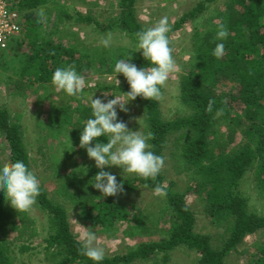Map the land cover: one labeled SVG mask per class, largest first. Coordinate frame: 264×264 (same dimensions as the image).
Wrapping results in <instances>:
<instances>
[{"label":"trees","instance_id":"1","mask_svg":"<svg viewBox=\"0 0 264 264\" xmlns=\"http://www.w3.org/2000/svg\"><path fill=\"white\" fill-rule=\"evenodd\" d=\"M9 1L21 15L22 25L26 28L24 34L33 35L31 23L38 20L35 17L37 9L47 0ZM215 1L202 0L195 8L182 14L171 25L168 37ZM137 2L118 0L117 16L107 25H101L90 12L87 15L78 12L72 15L64 8L57 7L52 26L57 30L65 22L75 21L94 25L102 33L119 29L136 40V33L146 29L137 20ZM217 18L219 22L216 25L193 35L190 56L180 67L179 101L190 113L164 120L159 101H148L141 97L133 100L141 108L143 122L150 126L154 134V139L150 141L152 150L165 158V167L169 165L175 175L186 174L190 182L183 192L172 191L175 184H167L165 167L154 180L146 181L137 176L117 180L128 193H133L140 186L152 191L156 186H162L166 190L164 197L171 224L167 238L159 242L139 243L124 255L105 257L102 264H133L154 259L158 253L163 255L162 264H167L168 253L180 246L199 255L196 264H227L226 257L232 251L236 252L246 237L264 231V216L251 213L247 199L238 191L241 180L249 171L253 174L256 187L264 190V0H229L226 10L219 13ZM221 23L226 25L229 37L223 41L224 56L217 59L212 52L220 42L215 37ZM31 47V53L24 56L21 66L14 73L17 78L11 79L14 88L19 91L25 89L26 78L33 84L51 85L52 75L59 67L74 66L83 73L90 66L86 62L89 52L80 51V46H65L53 39L35 37ZM117 57L127 58L128 54ZM97 58L100 63L105 60L102 53ZM139 61L136 63L138 68L148 67L143 58L141 63ZM95 88L123 94L129 91L128 87L122 85L97 83ZM209 101H214L212 112L207 110ZM75 103L73 106L71 100H65L61 105L54 102L50 123H38L50 131L57 129L56 133L51 134L53 139L63 130L62 125L68 127L70 132L67 134L72 146L69 149L72 151L74 147L80 149L81 128L91 115V106L82 104L79 99ZM20 120L21 115L11 116L7 109L0 108V133L9 150L5 165L22 160L31 169ZM99 139L106 142L103 138ZM169 142L174 151L168 150ZM76 154L70 152V158ZM61 165L59 160L53 165L58 186L56 191L48 194L41 187L36 203L37 208L47 214L51 229L43 240V249L48 252L53 248L54 254L59 256L54 264H93L82 255L83 243L77 241L70 231L64 201L80 210V220L84 223L85 220L89 221L92 225L99 223L104 231L118 221L134 225L132 228L135 230L142 228L144 221L137 219L139 213L135 215L131 207L112 199L103 200L101 193L91 186L92 178L101 169L88 165L86 175H77V171L64 175L57 170ZM86 171L84 168L81 174ZM189 196L199 203V212L209 219L214 229H223L224 232L217 236L222 240L217 248L212 246L211 235L194 231L196 218L195 212L187 204ZM11 230L16 233L15 241L20 243V253L33 250L31 243L39 234L36 222L29 217V213H17L12 207L7 209L0 198V235H6ZM2 243L0 264H13ZM250 262L264 264V243L255 246Z\"/></svg>","mask_w":264,"mask_h":264},{"label":"rangeland","instance_id":"2","mask_svg":"<svg viewBox=\"0 0 264 264\" xmlns=\"http://www.w3.org/2000/svg\"><path fill=\"white\" fill-rule=\"evenodd\" d=\"M137 1L135 7L136 17L145 28L156 25L164 17L168 18L171 26L182 14L187 13L195 8L199 2H202V0ZM228 1L216 0L214 3L209 4L203 13L169 37L170 47L173 49V56L178 69L172 74L173 76L169 77L162 89L163 96L159 103L161 117L164 120H170L176 116L190 113L179 101L178 76L181 73L180 67L190 56L193 35L202 33L212 25H216L219 22L218 15L226 10ZM117 2L118 0H47L45 4L37 9V13H44L43 20L31 23L30 27L34 34L31 36L24 34L26 28L23 27L20 37L13 41L6 51L0 53V108L7 109L11 116L14 114L21 115L20 122L24 144L28 158L31 161V170L39 179L41 187L48 194H53L58 187L53 171L55 170L53 169L55 161L59 160L64 165L57 169L64 175L68 174L69 171H74V173L77 171V175H82L84 168L81 167L95 166V162L87 157L85 149H79L78 147L73 148L74 154H78L70 158V152L73 153V151L69 149V144L66 145L68 143L66 135L70 131L68 127L62 125L63 130L59 133L60 137L53 139L51 134L56 133L57 129L50 131L46 126H39L38 123L46 125L50 123L51 106H53L54 102L56 105H61L65 100H71V104L75 106V100L79 99L82 104L91 106L92 96L93 99L100 98L104 102H108L113 98H119L121 102L126 101L127 98L123 93L115 90H99L95 86L99 83L100 85H122L129 88L123 75L118 74L116 77L119 84L114 78V65L119 60L117 56L127 53L128 57H122L121 59H131L130 62L135 65L139 59V63H141L143 58L142 53L137 51V41L119 29L102 33L94 25H84L70 21L62 24L59 29L54 30L52 25L56 8L62 7L72 15L76 12L87 15L90 12L91 16L101 25H107L109 21L117 16ZM35 17H37V14ZM35 37L53 39L65 46H80V51L89 52V58L86 62H89L90 66L85 72L81 73L86 78L87 87L79 98L67 97L64 93L57 92L52 84H33L32 81H27V78L24 81L26 87L23 91L14 88L11 79L17 78L14 73L21 66L24 56L31 53V42ZM104 39H110V47L103 46L101 41ZM101 53L105 57L103 63H100V59L97 58ZM228 91L226 90V92ZM126 108V112H121L119 111V106H117L119 120L127 123L128 128L132 131L138 130V127L143 131L144 122L140 106L136 102L130 101L127 103ZM231 113L233 114L234 111ZM167 148L170 151L175 150L170 142L167 143ZM62 151L65 152L61 157ZM8 158L9 150L3 135L0 133V166L5 165L8 162ZM103 170L116 175L117 180H128L136 177L123 173L115 167ZM164 171L167 184H175L172 191L183 192L190 183L186 174L175 175L169 165L165 167ZM238 191L247 199L248 210L251 213L264 216V190L256 187L252 172L246 173L240 182ZM0 198L1 204L10 209L11 206L7 200L3 196ZM102 198L103 200L112 199L118 204H125L131 207L135 215L139 213L137 219L144 221L143 227L134 230L132 228L135 227L134 225L118 221L104 231V228L99 223L92 225L86 220L84 223L83 220H80V210L75 209L67 201H64L63 205L67 209L70 231L76 236L77 241L83 243L81 236L86 229L94 231L97 236L95 243L104 249L105 257H114L126 254L130 248L137 246L139 243L159 242L167 238L171 224L165 197H160L154 191L140 186L133 193L123 190L116 196ZM186 200L187 204L195 212L196 223L194 231L201 235H211L213 238L212 246L216 248L220 246L222 240L221 237L218 238L217 236L224 232L223 229H214L210 225L209 219L199 212L198 207L200 205L195 203L193 196H189ZM59 201L61 200L59 199ZM28 213L29 217L36 222L39 233L38 237L31 243L33 250L20 253L18 250L20 243L15 241L16 233L13 230L6 235H0V242H3L2 245L6 247L13 264L56 263L59 260V256L54 254L53 248L48 252L43 249V240L51 233L47 214L40 211L36 205ZM146 218L150 220L145 221L144 219ZM263 243L264 231H259L246 237L237 251H232L226 257V263L251 264L250 260L253 258L255 246ZM244 251L245 253H243ZM168 255L169 261L167 264H196L199 258L197 253L188 250L184 246L174 249ZM162 256L161 253H158L154 259L142 260L133 264H162Z\"/></svg>","mask_w":264,"mask_h":264},{"label":"clouds","instance_id":"3","mask_svg":"<svg viewBox=\"0 0 264 264\" xmlns=\"http://www.w3.org/2000/svg\"><path fill=\"white\" fill-rule=\"evenodd\" d=\"M37 18L42 21L44 13H37ZM170 30L168 18L164 17L156 25L136 33L137 51L142 53L148 67L138 68L130 62L131 59H119L115 63L113 71L117 84L119 81L116 77L120 74L129 85V91L123 94L127 98L126 101L121 102L119 98H113L104 102L100 98L91 97V115L81 128L79 147L85 149L87 157L95 162L98 169H101L93 177L94 179L92 178L90 184L102 194V197L116 196L123 191V185L117 181L116 175L103 169L115 167L123 173L147 181L154 180L165 167V158L152 150L150 141L154 139V134L150 126L145 122L143 131L140 127L136 131L130 130L127 123L119 120L117 106H119V111L126 112L127 103L137 97L148 101L162 99V89L169 77L178 69L173 49L170 47L168 37ZM228 37L229 31L226 25L219 24L215 39L220 42L216 44L212 52L217 59L224 56L225 43L223 41ZM101 43L104 47L111 46L110 39H104ZM51 82L57 92L73 98H79L87 87L85 76L74 66L57 68L52 75ZM213 104L214 101H209L207 107L209 112H212ZM99 138H103L106 142H101ZM68 141L72 149L69 136ZM64 152H61V157ZM81 168L87 169L82 174L86 175L88 168ZM154 192L160 197L167 195L162 186H156ZM40 194L39 179L24 161L18 160L0 166V196H3L17 213L30 212L36 205ZM81 240L83 241L82 255L93 261V264H102L105 251L96 245L95 232L86 229Z\"/></svg>","mask_w":264,"mask_h":264},{"label":"built area","instance_id":"4","mask_svg":"<svg viewBox=\"0 0 264 264\" xmlns=\"http://www.w3.org/2000/svg\"><path fill=\"white\" fill-rule=\"evenodd\" d=\"M22 18L9 0H0V51L18 39L23 32Z\"/></svg>","mask_w":264,"mask_h":264}]
</instances>
